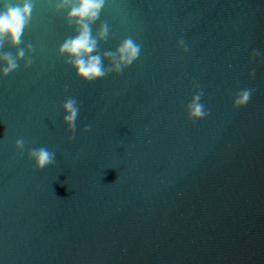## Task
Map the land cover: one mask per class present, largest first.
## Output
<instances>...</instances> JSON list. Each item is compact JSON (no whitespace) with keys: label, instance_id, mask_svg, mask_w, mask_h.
Masks as SVG:
<instances>
[{"label":"water","instance_id":"95a60500","mask_svg":"<svg viewBox=\"0 0 264 264\" xmlns=\"http://www.w3.org/2000/svg\"><path fill=\"white\" fill-rule=\"evenodd\" d=\"M58 3L33 0L0 46L24 51L0 76V264H264V0H105L90 82L59 51L78 29Z\"/></svg>","mask_w":264,"mask_h":264},{"label":"clouds","instance_id":"9594fccd","mask_svg":"<svg viewBox=\"0 0 264 264\" xmlns=\"http://www.w3.org/2000/svg\"><path fill=\"white\" fill-rule=\"evenodd\" d=\"M105 0H59V9H68L67 19L75 22L78 33L73 38L66 40L59 49L61 54L69 57L77 76L86 82L102 78L105 70L102 67L101 57L92 55L96 48V38L91 34V24L98 18ZM33 0H0V46L7 40L15 46L20 43L22 33L31 20ZM107 28L102 27L99 36L104 37ZM139 54V47L131 39L125 40L117 53L118 60L115 70L120 71L122 66L131 64ZM111 55V54H110ZM24 56V51L17 53L15 59L5 54L0 56L4 67L0 69V76H6L17 67L16 61ZM251 97V90L241 93L234 101L237 107L244 106ZM200 97L196 96L189 106V115L192 119H199L207 115L203 105L199 104ZM66 112L65 123L74 126L77 116L75 102L68 100L64 104ZM23 141H17V147H22ZM30 158L35 162L37 169H43L53 161V153L46 148H39L30 153Z\"/></svg>","mask_w":264,"mask_h":264}]
</instances>
